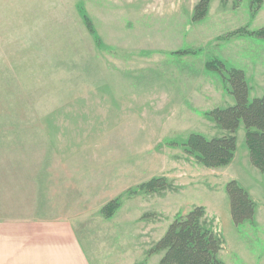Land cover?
<instances>
[{"label": "rangeland", "instance_id": "374dc122", "mask_svg": "<svg viewBox=\"0 0 264 264\" xmlns=\"http://www.w3.org/2000/svg\"><path fill=\"white\" fill-rule=\"evenodd\" d=\"M199 1L0 0V147L54 148L55 165L119 201L109 219L84 222L95 264H157L161 253L146 250L194 205L223 238L222 264H264V173L243 123L227 166L197 164L182 145L191 133L221 135L206 112L235 103L231 69L243 71L248 100L264 94V38L245 32L264 27V0H208L193 19ZM158 176L177 190L138 187ZM230 180L254 203L240 223Z\"/></svg>", "mask_w": 264, "mask_h": 264}, {"label": "crops", "instance_id": "0c3cea01", "mask_svg": "<svg viewBox=\"0 0 264 264\" xmlns=\"http://www.w3.org/2000/svg\"><path fill=\"white\" fill-rule=\"evenodd\" d=\"M17 144L0 147V264H95L84 222L114 198L80 180L86 172L55 165L54 148Z\"/></svg>", "mask_w": 264, "mask_h": 264}, {"label": "trees", "instance_id": "16d2710c", "mask_svg": "<svg viewBox=\"0 0 264 264\" xmlns=\"http://www.w3.org/2000/svg\"><path fill=\"white\" fill-rule=\"evenodd\" d=\"M262 2L263 0H251L255 5ZM207 5L208 0H200L193 8V19L202 18L206 14ZM245 32L264 38V27L255 32ZM205 66L220 70L212 62H207ZM226 81L235 103L206 112L214 125L222 130L221 135L206 138L199 133H191L182 144L183 151L186 156L205 167L227 166L236 151L235 133L241 122L245 128L249 160L255 168L264 173V94L248 100V86L240 69H231ZM138 187L158 195L177 190L164 176L152 177ZM226 193L234 223L252 217L254 203L245 189L235 180H230L226 184ZM118 206L117 199L107 202L102 207L105 218H110ZM223 243L222 236L212 228L207 219L205 208L194 205L186 213L173 217L164 234L146 250V254L161 253L157 264H222L218 254L223 248Z\"/></svg>", "mask_w": 264, "mask_h": 264}]
</instances>
